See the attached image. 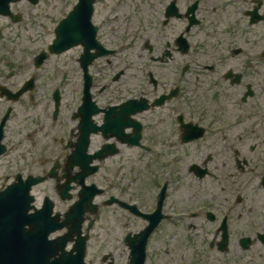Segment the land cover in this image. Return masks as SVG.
I'll return each instance as SVG.
<instances>
[{"label":"flooded vegetation","instance_id":"obj_1","mask_svg":"<svg viewBox=\"0 0 264 264\" xmlns=\"http://www.w3.org/2000/svg\"><path fill=\"white\" fill-rule=\"evenodd\" d=\"M102 45L112 50L102 57V80L107 78L103 71L113 66V81L121 82L117 86L102 84V105L98 103L102 112L93 115L94 123L102 127L112 106L131 101L132 107V125L124 131L110 128L105 135L102 129L95 132L88 120L82 122L83 89L76 107L65 104L61 86L66 84L67 74L59 86L41 93L37 92L41 76L28 75L26 60L17 64L4 60L0 67V126L4 121L6 151L0 156V190L18 175H48L32 188L33 203L38 208L53 204L55 212L66 213L85 187L82 178L89 170V155L99 154L100 168L86 184H96L104 192L95 198L98 208L84 213L80 233L89 234L87 264H91L90 250H102L103 211L112 207L109 212L122 214L124 210L141 222L137 228L131 227L133 233L155 224L145 264H171L169 251L154 246L158 231L166 224L174 228L164 234H214L205 251L211 264V251L224 264H233L226 257L232 234H245L236 240L238 249L249 256L260 245L259 264H264V0H102ZM48 74L52 81L59 71ZM33 76L35 88L15 95ZM57 89L59 102L54 95ZM42 96L47 104L41 116L27 114L28 104L38 110ZM16 119L18 132L25 131L20 137L11 131ZM115 130L116 137L108 141ZM123 134L140 143L120 139ZM113 142L116 157L130 152L147 158V189L161 178L154 191L132 199L130 193H124L120 177L112 183L113 173L106 172L102 153L104 145ZM78 157L84 159L83 165H75ZM12 160H16L14 167ZM131 170L138 175L140 169ZM139 180L142 185L143 179ZM111 197L137 203L142 214L137 216L120 202L106 205ZM114 220L122 226L120 219ZM64 233H52L48 238ZM74 234L67 252L76 246L79 236ZM126 236L121 235L116 247L102 255V262L127 264ZM243 238L248 239L247 245ZM53 250L43 264H58L53 262L61 257L57 244ZM199 260L195 264L207 263Z\"/></svg>","mask_w":264,"mask_h":264},{"label":"rangeland","instance_id":"obj_2","mask_svg":"<svg viewBox=\"0 0 264 264\" xmlns=\"http://www.w3.org/2000/svg\"><path fill=\"white\" fill-rule=\"evenodd\" d=\"M74 2L75 0H42L38 5H32L27 1H21L13 5L14 11L16 10L17 12L18 10L23 15V19L20 22L14 23L9 18L0 16V67H4L3 63L6 58L8 60L11 59L13 64L21 63L26 60L25 64L28 69V74L35 72L41 76L37 82V92L41 93L46 92L45 89L47 87L54 88L59 86V82H61L64 73L67 74L68 78L66 84L61 86V89L65 97L64 102L70 107H76L80 103L83 78L82 69L77 60L82 53V47L77 46L62 55L51 56L41 68H35L32 60L33 56L41 49L45 48L52 40L56 22L60 16L64 15L72 8ZM94 21L100 26L99 38L102 41V0H98ZM115 60L116 59H113V64H115ZM5 69L6 68L3 70ZM52 71H59V74L58 78L51 81L48 78V72ZM115 71L116 69L113 66L107 68L106 72L103 71L104 77L107 78L102 80V58L94 61L90 67V72L94 77L95 84L93 89L94 96L100 105H102V84H112V86H117L121 82L113 81ZM50 92L49 89L48 94ZM46 101L47 98L44 96L40 98L38 110H34L29 107L28 104L26 113L41 116V109L47 104ZM42 119L45 118L42 117ZM17 121L18 120L16 119L12 122L11 131L14 135L20 137L25 134V131H21V133L18 132ZM65 121L67 122V120ZM35 122L39 123L38 117ZM59 122H61V120ZM48 130L50 131V128H48ZM50 139L51 138L48 137L49 143L53 144ZM146 159L147 158H143V156L138 154L127 152L119 156L114 162H109L108 167H115L118 164H128L130 166L137 165L141 171H145L144 166H146ZM186 161H189V158H187ZM12 166H16V160H12ZM34 168L35 170L38 169V165L34 166ZM0 170H3L1 164ZM166 176L167 175L164 174V177ZM160 179L161 178L154 180L156 183L155 185H157ZM145 182L140 185L139 181H133L129 186L131 194L129 197L133 199L137 195H147L149 190L151 192L154 191L156 186L153 185L147 189ZM179 191L181 192V190ZM112 209L113 207L108 208L105 212L103 211L102 250H90L88 259L91 264H107L105 262H107L108 259L102 262V255L109 253V250H113L114 247H116L117 240L121 235H124L123 233H126L131 227L137 228L141 223L123 211H121L122 214H119L118 211L117 213L109 212ZM110 216L112 217L110 218ZM114 218L121 220L122 228L119 227L118 221L114 220ZM126 226H128L127 230L125 229ZM173 226L174 225L172 224H166L158 231L154 240V246H159L160 248L162 245V250L165 249L169 251L171 264H191L192 258V264L199 263V259L206 260V264H211L210 259L206 256L208 254L205 251H207L209 242L214 234H164L168 228L172 231L174 228ZM241 235L245 234H232L233 242L231 250L226 257L232 260L234 262L233 264H259L261 262V257H259L258 253L262 250L261 246L257 245V248L250 253L249 256H245V254L240 252L236 244L237 238ZM196 253H198V255ZM211 253L213 264H224L221 261L222 258L220 256L216 259L217 255L215 252L211 251ZM92 261H95V263H92Z\"/></svg>","mask_w":264,"mask_h":264},{"label":"water","instance_id":"obj_3","mask_svg":"<svg viewBox=\"0 0 264 264\" xmlns=\"http://www.w3.org/2000/svg\"><path fill=\"white\" fill-rule=\"evenodd\" d=\"M9 1L10 0H3V2L0 3L1 13H9ZM31 1L33 3H36L38 0ZM93 1L94 0L88 2L86 0L74 12V15L62 21L57 29V39L55 40V43L52 47H58L60 51H63L64 49L69 48L73 43H76L75 41L71 40L69 36L70 34H72V30L70 28L76 26L73 23L79 22V20H77L76 18L79 13L83 12L84 9L87 10V14L84 16V19L85 21L89 19V11H92L93 9L91 4V2L93 3ZM82 65L87 74L86 96L90 100L91 95L89 89L91 86V78L88 75L89 62L87 60V56H83ZM41 179L44 178L33 179L31 177L28 180V185L26 187L13 186L11 190H6L0 193V264L29 263L27 262L28 260L26 257L30 256L31 251L30 249L24 251L23 240L29 239L28 235L25 234H33L38 240V255L35 254L34 256L37 257V261L39 259L42 260L41 255H44L46 253L47 234L52 230L54 231L63 228L69 222L68 215L64 222L59 223L56 219H52L50 217V212L45 210L36 211L35 213L30 215L28 214V210L31 207L29 203L32 200V197L29 195L30 187L33 183H36ZM83 210L84 204L78 211L74 213V215L72 213L71 222L78 220L80 216H77ZM26 224L32 226V229L30 231H25ZM73 229L74 228H71V230ZM66 241V236L61 238V243H59L61 248L65 247ZM145 244L146 242L144 239V242L141 244L139 249L134 250L131 264H142L144 262ZM77 247L79 254L76 257V260L79 264H84L86 238H84L83 241H79Z\"/></svg>","mask_w":264,"mask_h":264}]
</instances>
